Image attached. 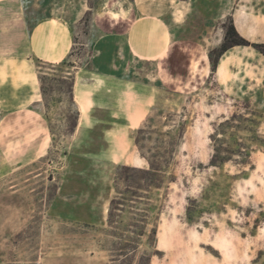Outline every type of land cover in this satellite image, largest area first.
<instances>
[{"label": "rangeland", "instance_id": "374dc122", "mask_svg": "<svg viewBox=\"0 0 264 264\" xmlns=\"http://www.w3.org/2000/svg\"><path fill=\"white\" fill-rule=\"evenodd\" d=\"M56 1L54 12H69L75 0ZM98 1L88 0L89 7ZM50 3H0V264H264V55L238 49L236 74L195 72L157 91L154 65H109L112 44L97 32L92 10L75 25L65 61L33 58L28 37L51 14ZM109 74L153 85L132 145L121 139L106 146L101 131L92 143L73 141L76 79ZM118 91L104 83L95 89L105 102ZM91 118L109 119L96 110ZM214 147L230 152L219 168L210 165ZM87 151L101 155L92 178L78 180L90 181L97 196L81 197L83 205L69 195L53 203L62 181L71 184L68 156ZM247 158L253 167L242 165ZM148 159L170 164L148 175ZM154 183L161 187L148 189ZM91 202L97 223L71 217ZM162 222L171 231L183 227L185 243L171 247L175 261L159 246Z\"/></svg>", "mask_w": 264, "mask_h": 264}, {"label": "crops", "instance_id": "0c3cea01", "mask_svg": "<svg viewBox=\"0 0 264 264\" xmlns=\"http://www.w3.org/2000/svg\"><path fill=\"white\" fill-rule=\"evenodd\" d=\"M56 5L57 1L51 0V14L39 20L30 31L27 47L33 58L47 64L65 61L75 45V25L92 10L97 32L112 44L107 51L109 65L124 66L129 62L154 65L157 91L178 87L177 82H188L195 72L208 76L212 72L209 53L221 47L225 26L230 21L237 33L250 43H264V0H99L92 8L88 0H75L69 12H54ZM242 48L251 47L229 50L220 59L215 74H236L234 63L242 59L238 50ZM101 83L118 87L119 96L114 94L113 102H105V97L96 94L95 89ZM149 88L153 89V85L111 74L91 77L88 83L82 78L76 79L75 102L80 119L73 141L84 136L92 143L101 131L100 139L106 146H119L121 139H127L132 145L130 133L146 116L150 105ZM126 98L133 107L124 101ZM139 98L140 104H137L135 100ZM95 110L109 119H92ZM114 138L118 142L112 141ZM99 155L87 151L68 156L69 173L73 174L71 184L62 181L53 203L62 195L72 196L69 201L76 204L83 203L81 197L84 199L86 195L91 199L97 196L90 181L82 185L78 175L90 180L93 173L90 169ZM53 209L57 214V208ZM96 211L91 202L73 210L71 217L95 224L100 219Z\"/></svg>", "mask_w": 264, "mask_h": 264}, {"label": "trees", "instance_id": "16d2710c", "mask_svg": "<svg viewBox=\"0 0 264 264\" xmlns=\"http://www.w3.org/2000/svg\"><path fill=\"white\" fill-rule=\"evenodd\" d=\"M234 47H253L256 50H258L260 53H262L264 55V43L263 44H253L250 43L249 41H247L246 39H244L243 37H241L234 25L233 22L230 21L229 25L225 26V36H224V40L223 43L221 45L220 48L218 49H213L210 51L209 53V57H210V62H211V67H212V73H215L217 71V67L219 64L220 59L232 48ZM71 55V54H70ZM137 144L139 145V143L137 142ZM223 153H230L228 150H224L222 147H214V152L213 155L211 157L210 160V165L212 167H222L224 166L226 163H228L231 158H226V157H222ZM248 161L246 162H242L243 166L246 165H251V162L249 161L250 159L247 158ZM149 160V170L145 171L146 174H160L164 172V169L169 167L170 162H168V160L164 161V162H156L154 160L148 159ZM253 167V166H252ZM160 188V184H149L148 185V189L149 188ZM116 200L112 201V205ZM111 205V207H112ZM109 217H112V208L110 209L109 212ZM175 220H172V223H175ZM170 225L171 223H165L162 222V225L160 227L159 230V237H160V244L159 246L163 249L166 250V253L168 255V257L170 259H172L171 261H175L176 257L174 256V254H177V252L174 250L172 251L171 247L172 245H175L177 243H185L186 239L184 237V233H183V227L181 225H178L177 229L175 231H171L170 229ZM212 252L216 253V252H220V249L213 247ZM179 252V250H178ZM173 253V254H172ZM221 254V252H220ZM228 264V263H226Z\"/></svg>", "mask_w": 264, "mask_h": 264}]
</instances>
